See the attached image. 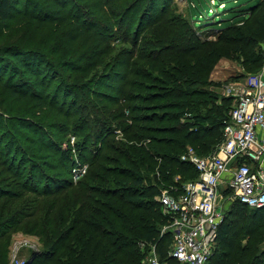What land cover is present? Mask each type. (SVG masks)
<instances>
[{
	"label": "trees",
	"instance_id": "obj_1",
	"mask_svg": "<svg viewBox=\"0 0 264 264\" xmlns=\"http://www.w3.org/2000/svg\"><path fill=\"white\" fill-rule=\"evenodd\" d=\"M197 1L201 8L196 7L194 13L200 21L207 18V9L205 0ZM162 2L169 0H0V95L8 92L20 103L62 112L71 101L72 92L66 84L73 85L71 72L79 69L77 60L87 61L107 54L110 45H104L109 42V31L116 25L123 28L128 21L131 28L136 16L133 11L139 3H145L136 25L140 28L147 10ZM207 5L208 12L214 9L210 2ZM228 12L227 19L214 27L219 32L215 41L199 46L189 36L191 29L169 49L159 45L165 43L164 38L147 39L141 45L135 40L127 61L113 63L110 72L115 77L127 65L129 88L137 87L138 82L131 77H138L140 62L149 70L161 69L167 75L160 81L164 86H157L149 97V101L159 103L152 105L150 114L147 111L142 115L134 114L139 109L127 104L129 115L123 118V125L119 121L124 113L114 114L105 105L108 120L95 116L93 128L86 135L100 141L106 124L117 121L115 130L121 131L123 140L108 142L107 150L111 154H95L92 160H85V148L81 149L80 160L88 163L89 168L77 182L72 178L76 162L70 152L54 149L55 154H60L58 162L64 164L68 176L59 181L37 165L39 160L41 165L55 168L40 158L49 151L44 147L47 144L44 136L28 138L27 143L34 146L30 158L10 138H16L18 131L29 127L22 121L27 117L26 112H22L20 121L14 117L8 122L9 137L0 136V140L5 137L0 147L7 140L5 154L0 152L3 169L0 172V264H10L9 234L18 227L39 237L43 247L28 264H142L148 251L141 248L142 244L156 246L163 264H178L168 259L165 240L160 237V228L168 218L162 213L157 197L161 189L184 184L175 182V176L188 172L194 177L188 181L198 178L195 168L180 157L187 145L197 150L204 147L208 152L199 153L201 156L213 152L223 141L224 121L232 109L231 98H223V105H217L210 101L208 91L198 87L208 82L212 67L220 59L242 60L253 73L262 65L259 42L264 39L263 3L244 0ZM246 19L249 20L241 28L235 26ZM128 28L125 30L129 38ZM167 59H173L175 74H165L162 69L168 65ZM109 61L103 63V69H110ZM118 91L125 97L122 89ZM130 91L127 90V103L133 101ZM92 93L102 101L120 102L109 92ZM86 108L97 111L98 105L89 103ZM141 121L159 124L145 126L138 124ZM173 121L174 125L162 124ZM87 123H91V117L86 114L84 125ZM0 129L5 127L0 125ZM12 150L15 155H21L18 163L7 157ZM141 171L147 175L143 176ZM223 193L230 194L226 190ZM231 208L226 210L218 233V248L209 264H263L264 238L253 225L264 218V208L251 209L239 202L232 203ZM230 216L237 217L232 226L235 224L239 229L232 230ZM230 234L235 235L233 240ZM238 237L241 238L236 243Z\"/></svg>",
	"mask_w": 264,
	"mask_h": 264
},
{
	"label": "rangeland",
	"instance_id": "obj_2",
	"mask_svg": "<svg viewBox=\"0 0 264 264\" xmlns=\"http://www.w3.org/2000/svg\"><path fill=\"white\" fill-rule=\"evenodd\" d=\"M236 1H238V3ZM259 1L263 3L264 8V0ZM130 2L133 3V1ZM130 2L128 3V5H130ZM208 2H210L211 6L214 8L209 12L208 9L210 6L207 5ZM223 2H227L226 5L222 4ZM242 2H244V0H205L204 6L207 9V18L202 17L200 21H197L194 9H196V7L198 6L201 8V4L197 0H169V2L167 3H160L158 7H153L152 9H150V11L148 9L145 18L141 20L143 21V23L140 25V28L136 25L138 23L140 15L142 14L145 3H139V5L133 11V13H136V16L134 18L135 23L131 28H128V21L127 23H125L123 28L120 29L118 25H116L109 31L111 32L109 42L104 45V47L110 45V49L107 51V54H102L99 57H95L87 61L84 60V58L80 61L77 60L76 66L79 67V69L71 72V82H73V85L66 84L68 85L67 89L69 88V90L72 92V95L69 97L71 98V101L64 105L65 108L62 110V112H58L51 107L46 106L41 109H37V107H33V104L30 105L26 103H20L21 101H17L16 99L10 97L8 92L1 94L0 125L5 127V129H0V136L3 134V136L5 135L6 138L9 137L8 135L10 134V131L9 127L7 126L8 122L14 117L15 119H17V121H20L18 120L20 115H22V112H26L27 117L23 118L22 121H25V124H28L29 127H25L24 129H22V131H18L20 134H18L16 138H10L12 140H15V142L19 144V146H21V150L25 152V156H27V158H30L28 156L29 154H31V152L34 151V146H31L30 143H27L28 138L44 136L47 143L46 145H44V147H48L49 151L46 150L44 156L40 158H42V162L47 161L48 164L55 166V168L45 167L41 165L42 163H40L39 160H36V162H38L37 165H39V167L42 166L40 168L42 172H44L45 174H49L52 177H57L59 181L68 178V176L64 173V164L58 162L60 154L57 155L54 153L55 147H59L58 149L64 152H70L77 164L84 163L80 160L79 156V152L81 149L85 148L84 159L92 160L95 154H100V156H103V154H111V152L107 150L108 142L112 140H123L121 131L115 130L116 128H118L117 121H112L106 124L107 127L105 128V133L102 135V139L100 141L95 139L91 140L88 138V135H86L93 128L91 127V125L93 124L95 116H99L108 120L107 116L104 114L105 110L103 108L105 105L109 106V110L114 114H117V112L124 113V116L121 115L123 117H121V120L119 121L120 124L123 125V118H127V116L129 115L127 104L139 109L134 114L142 115L147 111L148 114H150L149 109L152 108V105L159 103L158 101H149V97L154 92H156L157 86H159V88L164 86V84L160 81H163L167 75H164L163 72L160 71L161 69L149 70L147 69V65L144 62H140L138 64V77H131V80H135L138 82L136 88H129L127 86V65L122 66L119 69L120 73L117 77L112 75V73L114 72H110V70L114 69L113 63L119 64L121 63L120 61H127V56L131 55L133 51V42H135V40H138L139 45H141L142 41L144 40H153L155 37H159L160 39L164 38L165 40V43L159 44L161 48L169 49L171 44L176 45L180 41L181 36H186L188 31L187 29H191L189 36L193 39L194 43L199 46L204 45L205 43L210 41H215L219 32L214 27L218 26L219 23L227 19L229 13L228 9L237 6ZM248 20L249 19L238 22L235 24V26L241 28ZM195 24H198L196 25L197 27L194 26ZM125 28H128L129 38L127 36V31L125 30ZM261 42L262 41L259 42V47H261ZM140 48L141 47L138 46L137 50L139 51ZM134 54H137V52L135 51ZM129 58L132 57L130 56ZM98 60L100 61L98 62ZM108 61L111 63V66L110 69L105 70L103 69V63L105 62L106 64ZM167 62L169 66L165 65L162 68L165 74H175L176 67L173 59H167ZM81 69H85V71L82 72ZM253 72L254 71L250 69V65L243 62L242 60L220 59L216 63V65L212 67V72L209 75L208 82L204 86H199L198 88L209 92V94L211 95V102L213 101L217 105H223V98H226L225 94H227V87L233 82L238 81L240 80V78L246 77ZM106 74H110L109 77H105ZM146 74H149L150 77H144ZM50 88L53 89V84L50 85ZM67 89H65L66 92ZM119 89H122L125 92V97L118 94L120 93V91L116 92ZM93 90L104 93L109 92L115 95L117 97V100L119 99L120 102L112 103L107 102V100L102 101L92 93L94 92ZM127 90H131L130 92L133 98V101H131L130 103H127ZM89 103L97 104L98 110L94 111L92 109H87L86 107H88ZM86 114L90 115L91 123H87V125H84ZM182 120L184 122V119ZM138 124L145 126H155L159 123L141 121ZM162 124L174 125V121L173 123L171 122ZM167 136L171 137L175 135ZM5 137H2V139H4ZM2 139L0 141H3ZM216 142L217 140L214 141V143ZM148 143V141H145V144ZM6 144L7 140H4L0 147V152L2 154H5V151L7 150ZM187 146L193 147L190 145ZM186 147L185 151L187 150ZM195 150L197 154L208 152L204 147H199L198 150ZM12 154L15 155L13 150ZM12 154L7 156L9 161L15 159V162L18 163V161L21 160V155L14 156ZM26 166L28 168L29 164H26ZM2 170V167H0V172ZM141 174L143 176L147 175L146 171H141ZM8 177V175H2V178ZM193 178L194 177L191 173L186 172L184 173V175L181 174L179 176H175L174 180L175 182L182 184ZM1 186H3V183ZM162 186L165 185L162 184ZM165 189L168 188L161 189V191ZM223 191L224 187L221 189L219 204L225 210L229 211L232 209L231 203L226 201L227 196L225 195V193H223ZM237 217L240 218L239 215H237ZM237 217L230 216L229 218L232 230L240 228L239 226L235 227V224L232 226L234 220ZM168 223L169 221L167 220L162 224L160 228V237L165 240L164 249L166 252L169 250L172 244V238L166 230V228L168 227ZM253 226L256 229V232H259L264 238V218L256 221ZM9 236L10 262L14 254L13 249L16 244H24L19 246L17 254L18 258L22 261H29L28 259L32 256L33 251L38 252L43 249L39 237L27 234L22 227H18L17 229L12 231ZM229 238L233 240L235 238V235L230 234ZM240 238L241 237L235 239V242H239ZM58 255L60 254L58 253L56 256Z\"/></svg>",
	"mask_w": 264,
	"mask_h": 264
},
{
	"label": "built area",
	"instance_id": "obj_3",
	"mask_svg": "<svg viewBox=\"0 0 264 264\" xmlns=\"http://www.w3.org/2000/svg\"><path fill=\"white\" fill-rule=\"evenodd\" d=\"M260 46L261 68L226 89L232 109L224 121L223 141L208 155L201 156L188 147L180 157L195 168L198 178L162 190L157 197L172 238L167 256L178 264H209L214 256L226 217L219 204L223 187L230 193L226 198L229 203L264 208V39ZM88 168L87 163H77L73 180L85 176ZM20 245L24 244L14 246L10 264H24L17 255ZM141 248L148 249L142 264H163L156 246L142 244Z\"/></svg>",
	"mask_w": 264,
	"mask_h": 264
},
{
	"label": "water",
	"instance_id": "obj_4",
	"mask_svg": "<svg viewBox=\"0 0 264 264\" xmlns=\"http://www.w3.org/2000/svg\"><path fill=\"white\" fill-rule=\"evenodd\" d=\"M39 252H40V251H38V252L33 251L32 256L28 259L29 261H24V264H27V262H28V263H31V262L35 259V256H36Z\"/></svg>",
	"mask_w": 264,
	"mask_h": 264
}]
</instances>
